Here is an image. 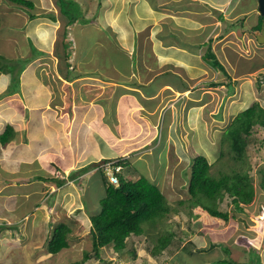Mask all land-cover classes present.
Listing matches in <instances>:
<instances>
[{
	"label": "rangeland",
	"instance_id": "374dc122",
	"mask_svg": "<svg viewBox=\"0 0 264 264\" xmlns=\"http://www.w3.org/2000/svg\"><path fill=\"white\" fill-rule=\"evenodd\" d=\"M29 1L34 3V10L28 12L44 14L49 19H56L53 12L48 10L51 4L58 7L57 0H51L50 6L47 5L50 0H45V2L44 0ZM146 1L148 7H146V12L143 11V14L144 17H149L146 18L147 23H144L140 14L135 12L136 7L142 6V3L133 4L135 0H66V4L63 3L62 7L66 9L70 3L71 10L74 9L72 7H77L79 12L83 13V17H77L75 19L77 22L66 34L62 29L63 23L59 22L53 31L52 47L60 49V44L69 43L70 53H75L79 44L85 51L96 42L95 38L100 41L104 34L110 36L109 40L113 39L122 47L125 46V49L127 47L129 54L133 52V55L127 62L118 48L111 49L110 46V50L108 49L107 52L97 56V58L102 56L106 60L101 62L102 67L96 71H104L105 75L109 74L112 78L116 68L118 69L117 65L125 67L130 64L133 67L131 68L132 73L130 72L128 77L133 80L134 77H138V70H135L138 62L135 56L137 50L141 52V57L145 54L152 57L149 55V50L154 49V42H157L155 38L161 39L163 42L165 40H170L173 43L178 41L181 44L186 42L185 40L192 31L195 33L198 31L201 36L210 37L211 42L213 41L211 47L214 51L225 53L229 59L226 63L222 58L224 55L219 54L218 56L224 65L226 63L225 69L231 77L230 81L234 82V93L223 98L228 92V88L224 84L228 81L227 77L221 70H213L203 64L199 56L195 57L196 60H190L193 64H188V66L193 65L194 68L199 66V63L203 64L205 72L203 74L197 72L199 75L197 77L189 74L192 79L185 80L179 74V72L184 74L182 69L175 70L179 77L170 73L159 77L167 67L165 68L161 64L157 67L153 66L152 58H150L148 61L151 63L148 65L146 80L155 78L156 82L143 87L138 84L135 87H141L135 90H126V98L129 99L128 108L124 101L116 103L118 106L125 107L123 115L116 116L115 121H112L109 109V116L102 120L98 117L101 114H106L102 107L91 109L88 111L87 117L81 115L80 112L76 115L73 108L78 111V105L67 100L69 99L68 95H66V99L60 93L68 91L67 84H63L65 68L62 61L65 57H62V59L52 60L53 63H48L54 68L53 70L49 66V69L40 68L38 77L42 82L57 88L54 90L57 98L51 106L57 111L52 110L49 113L47 111L45 120L41 117L43 114L40 115L38 110L32 114L33 108L27 103L33 101V94L28 95L22 90L21 83L27 82L24 80V74L26 77H29L30 74L27 70L28 64L23 61L15 62L3 59L4 57L0 55V74L5 75L8 78L5 80L9 82L4 93L0 94L1 102L5 96L17 95L21 98V103L17 104V107L15 106L17 115L10 114L11 111H5L4 114L10 119L6 120L0 116V134L7 126H11L13 129L8 144L0 145V170L9 176L25 174V176H15L14 181L4 185L1 182L0 172V264H70L80 261L84 253L91 249L88 212L99 211L98 205L103 195L100 173L97 170L92 173L90 168L94 169L95 163L101 159L108 158L115 162L119 157L129 161L126 168L133 167L138 172L135 175H125H129L128 177L132 180L143 176L155 185L171 207V212L166 214L162 221H157L153 228L145 226L146 234L139 242L130 244L132 246L134 244L133 248L130 246L121 253H116L112 246H109L101 250V259L85 264H213L226 257L247 263L245 256L247 251L243 250L250 246L259 248V257L261 263L264 264V189L258 184L260 174L257 173L258 169L264 170V141L258 143V140L264 137V131L261 128L252 131L245 150L246 166L249 167V170H246L249 171L251 181L256 187L255 198L251 205H241L243 211H237L225 194L223 200L217 203L218 210L228 212L229 215V220L223 228L210 229L204 233L196 231L190 236V241L184 240L174 253L169 256H159V260L148 254V248L145 245L151 246L152 243L146 242L147 234L160 235L164 227L169 230L177 228L176 223H180V228L185 230L187 223L195 226L202 221L197 218V206L193 205L191 208L187 206V171L195 155H202L207 159L208 163L212 165L210 174L215 177L230 173L232 168L239 165L232 159L228 146H222L221 137L223 136L224 141L225 128L246 106L257 101L264 108V44H258L254 40L255 35L247 31L240 36L238 29L230 27L231 29L228 30V24L236 21L239 17L237 7L247 11L249 17L258 15L257 0H233L232 4H229V9H227L225 0L216 4L215 6H220L225 14L214 13L218 17L212 15L213 18L210 19L225 18L226 20L217 21V23L215 21L211 29L208 28L209 24L205 27L206 23L201 16L203 14L201 10L197 15H200L198 19L204 23L196 26V29L193 28V24H190L194 10L183 12L179 7H189L191 1L188 3L179 1V5L176 6L172 4L173 0H167L169 1L168 5L162 10L168 12L169 15L171 13L175 23H179L174 26L178 30H174L176 32L173 31V34L168 33L170 30L165 33L167 27L170 28V26L162 24L164 20L160 21L162 20L160 16L153 17L151 15L153 14L151 12L156 10L154 5L157 3L162 6L161 1L163 0ZM204 1L208 4L203 8L204 15H207V8L211 7L212 0ZM116 2L120 6L118 9L113 8ZM8 5L10 7L17 6L11 5L7 0H0V17L2 19H7L9 16V12H6ZM17 10L19 12L15 13L20 17H25L28 14L21 8H17ZM209 10V14H212L211 9ZM15 13L11 16L15 17ZM84 13L86 14L84 15ZM186 19H190V22H186ZM108 20L109 25H107ZM196 21L198 22V20ZM31 22L37 23L38 19ZM250 22L254 21L245 20L244 26ZM155 24L158 27L157 30L153 28ZM157 33L160 36L156 35ZM197 39L192 38L190 44L193 46L196 43V47H192V52L195 53L199 50L198 53L201 55L208 44L203 42L200 45ZM31 49L33 57H36V54L44 55L46 50L38 51L33 45H31ZM132 49L136 51H132ZM69 50L66 51L67 55H69ZM49 52H51L49 55L52 54L56 57L54 54L57 53L56 50L54 53L51 50ZM80 56L81 54H78L76 60ZM108 62H110V71L103 68L104 64L109 65ZM254 62L255 64L260 63L256 70L253 67ZM94 63L96 67L100 64L98 61H94ZM70 68L72 69L71 66ZM85 70L93 72V68ZM31 71L30 76L34 71L37 73V68L32 66ZM20 72L23 73L20 75ZM47 76L53 79V83L46 82V79H49ZM18 79H22L19 85ZM257 81L260 83L257 84ZM163 82L167 85L162 84ZM181 83L188 91H178L175 85ZM159 87L160 89H158ZM168 88L170 90H167ZM41 94L38 93L37 97H40ZM3 103L14 105L7 99H4ZM63 103L65 105H62ZM33 115L34 117H32ZM92 131L98 132L100 137L97 135L92 137ZM103 136L111 143L105 144L102 140ZM254 138L257 142L253 141ZM220 151H222V156H220ZM90 153L95 155V158L83 160L77 165L78 168L66 172L61 168L54 169L55 162L69 165ZM65 165L61 166L65 167ZM53 169L54 171H52ZM121 171L124 172V169L121 168L118 173ZM51 172L64 181V184L59 182L62 186L50 189L54 191L50 194H44L38 183H25L28 175H39L49 179ZM68 172L73 177L78 175L77 178H74L77 180L70 179L67 175ZM79 175L81 176L79 177ZM180 201L183 203L178 204ZM41 202L42 204H40ZM35 204L40 212L33 211L29 218H23ZM62 221L69 224L72 229L68 238L69 247L57 254H50L47 251V241L56 224ZM258 237L263 238L262 245H257L254 242ZM194 241L195 243L198 241V243L195 245L192 243ZM217 243H223L229 249V255L225 254L222 248L216 245ZM132 249L135 251L133 258L128 252ZM191 251L198 253L191 256Z\"/></svg>",
	"mask_w": 264,
	"mask_h": 264
},
{
	"label": "trees",
	"instance_id": "16d2710c",
	"mask_svg": "<svg viewBox=\"0 0 264 264\" xmlns=\"http://www.w3.org/2000/svg\"><path fill=\"white\" fill-rule=\"evenodd\" d=\"M7 1L21 7L29 9L33 8L32 2L28 0ZM58 3L60 15L63 18V25L65 28L73 24L77 17H83L82 12L80 13L77 7H72L74 9L71 10L70 3L66 6V9L63 8L62 4H66V0H58ZM29 18L32 19L34 16L29 14ZM262 20H264V16L259 17L255 26L252 27V31L249 29V32L259 31ZM238 22L239 20L228 24V29H231L230 27H236L238 29V34L242 36L243 32L247 31V28L242 25L241 21ZM64 47L67 48L65 44ZM64 57L66 63L68 59L66 52ZM201 58L208 66L215 70H221L227 77L228 81L224 84L227 86L228 92L223 98L225 99L227 96L232 95L235 90L233 87L234 82L230 81L231 77L222 62L216 58L214 53H212L210 46H208L206 52ZM259 66L260 63L255 64L254 62V69L259 68ZM21 73L23 72H20V75ZM21 81L22 79H18V85ZM259 83L260 82L258 81V84ZM21 86L24 87V89L26 87L29 88L31 83L28 80L26 83L23 81ZM178 86L181 87V85ZM255 127H257V129H254ZM259 128L264 131V108L255 101L249 107L239 112L227 125L224 133L222 132L225 139L223 141V136L221 137L222 146H228L232 159L239 163L236 168L231 169L230 173H224L219 177L212 176L210 174V168L212 165L208 163L204 156L197 154L192 158L190 168L187 171V206H189V208L193 207V205L197 206V218L202 219V221L198 223L201 225L200 228L202 229H200V231L202 233L210 229L219 230L227 224L229 220L228 212L220 211L217 208V203L223 200L225 194L237 211H243L241 205L249 206L254 201L256 187L253 181H251L249 171H247L249 170V167L246 166L245 150L248 146V139L251 136L252 131L258 130ZM12 133V127L7 126L4 132L0 134V145L4 146L8 144ZM262 140L264 141V137L261 140H258V143ZM253 141L257 142L255 138ZM220 156H222V151H220ZM128 163L129 161L127 159L119 157L115 164L112 165L113 167L120 166L124 169V172L121 171L120 173L111 169L110 173L118 179V184L116 185L111 184V182L109 183L104 171L99 170L103 186V195L99 201L100 209L95 213L88 212L91 249L84 253L83 258L80 261L70 264H85L92 260H99L101 259V250L109 246H112V249L116 253H121V251L132 246L130 244H135L140 241L142 236L146 234V227L153 228L157 221H162L164 216L171 212V207L167 204L165 197L155 185L151 184L143 176H139L137 180H132L128 177L129 175H125H135L138 173L133 167L126 168ZM112 166L111 168H113ZM0 172L2 177L1 182L4 185L10 184L14 181L15 176L22 175L18 174L9 176L3 174L2 170H0ZM80 172L83 171L80 170ZM257 173L260 174L258 184L264 189V170L258 169ZM36 179L40 178L37 177ZM15 182L20 183L19 181ZM59 182L60 181H54L56 187H59ZM182 203V201L178 202V204ZM189 215H191L190 212ZM175 225L177 228H173L172 230L164 227V229L161 230L160 235L147 234L146 242L152 244L151 246L147 244L145 247L148 248V254L152 258L159 260V256L171 255L180 247L184 240L187 239V241H190V236L199 228L198 225L192 226L191 223L186 224L185 230L180 228V223H176ZM71 233L72 229L69 224L65 221L59 222L54 227L47 243L48 253L57 254L61 250L68 248V238ZM254 242L257 245H262L263 238L258 237ZM192 243L196 245L195 241ZM216 245L222 248V251L225 254L229 255V249L225 247L223 243H217ZM246 249L243 251H247L245 253L247 263H241L230 257H226L219 259L213 264H262L259 257V248L250 246ZM128 252L131 253L132 258L135 256V251L133 249L131 251L128 250ZM197 253V251L194 253L192 252L190 255L194 256L197 255Z\"/></svg>",
	"mask_w": 264,
	"mask_h": 264
},
{
	"label": "crops",
	"instance_id": "0c3cea01",
	"mask_svg": "<svg viewBox=\"0 0 264 264\" xmlns=\"http://www.w3.org/2000/svg\"><path fill=\"white\" fill-rule=\"evenodd\" d=\"M179 1H181L182 3H188V1H191V3H189L190 4L189 7L181 6L179 8L182 9L183 12H187L190 9L194 10V12L192 13V15H194V16H191V18H192L191 22H190V19H186V22L189 21L191 25L193 24L192 25L193 28L196 29L198 26H200L199 24H203L204 22L206 23V25H205V27H206L207 24L212 25L217 20V19H215V20L210 19V18H212V14H209V12H210L209 8H207L208 14L205 15L206 18L204 17L203 8L205 5H207V3L204 0H173L172 4L178 6ZM208 1H210V0H208ZM212 1H215L218 4H220L223 0H212ZM137 2L142 3V6H137L135 12L140 14L139 16L144 21V23H147L146 18H148L149 16L144 17V14H143V11L146 12V7H148L146 4L147 1L146 0H137ZM168 2L169 1H167V0L161 1V3L163 4L162 6H159V4L156 3L154 5L156 10L154 12H151V13H153L151 15L153 17H156V15L160 16V18L162 19L160 21L164 20V22H162V24H168L170 26V28L166 26L167 31H165V33H167L168 30H170L168 33L173 34L174 32H176L178 30V29H176V27L174 28V26L179 24V23H175L174 18L172 17L171 13L169 15L168 12H166L165 10H162V9L166 8V6L168 5ZM227 2L228 1L225 0V3H227ZM50 4L51 3H49L48 6H50ZM133 4H135V3L133 2ZM53 6H54V4H51L49 11L54 12L53 14L56 18L55 20L48 19L46 16H41V17L35 18V19H38L37 23H33V22H31L32 20H30L28 18V16L25 15V17H20L17 13H15V12H19V11L14 6H12V7L6 6V12L7 13L9 12V16L7 17V19L3 18L4 19L3 20L0 17V55L2 57H4L3 59H8L10 61L26 62V64H28L27 70H29L30 74L32 72L31 71L32 66H35V68H37V73L34 71L31 76L29 74V77H26L24 74V80H26V81L28 80L31 83V86L29 88L26 87L25 89H24V87H22V90H24V92L28 95L33 94V101L30 103H27L30 107L33 108V110H31L32 114L36 110H38L40 115H41V113L43 114V115H41V117L44 118L45 120H46L45 113H47V111H48V113L51 112L52 110L57 111L56 109H52V107H51L53 105V102L56 101V98H57V94L54 91L57 88L56 87H50V85H46L42 82V80L38 77L39 73H40V68L44 67L47 69L49 66V68L51 70H53L54 68H52L48 63H53L52 60H56L57 58L62 59V57H64L65 52L69 50V48H68L69 44H65L67 46V48H65L64 43L60 44L61 50L52 47V45H53L52 37H54L53 31L55 30V26H57L59 24V22H60V24L61 23L64 24L63 18L61 17L59 12L57 11L58 8L56 6H54V7ZM51 7H53V8H51ZM114 7L116 9H118L120 6L116 2L115 6H113V8ZM54 8H55V10H54ZM200 10L203 13L201 16L204 19V22L198 19V16H200V15H197V13L198 12L200 13L201 12ZM13 13H15V17L11 16ZM187 15H189V14L187 13ZM170 16L172 18L171 20H170ZM18 18H21V19H18ZM168 18H169V20H168ZM193 19L198 20V22L196 20H193ZM19 20H20V22H19ZM108 22H109V20L107 21V25L110 24V23L108 24ZM215 23H217V21ZM74 24H72V25H74ZM70 27H68V29ZM153 28L155 30H157L158 27H156V24H155V27L153 26ZM107 29L110 31L109 28H107ZM203 29L205 30V28H203ZM174 30H176V31H174ZM170 34H169V37L171 36ZM192 34L193 33L191 32V35L185 40L186 42L181 43V44L178 41H177L178 43L177 42L173 43L170 40H167V41L165 40L163 42L161 39L158 40L155 38V40L157 41L156 43L154 42L155 47L152 51L149 50V52H150L149 55L152 57H148V54H145L144 56L142 55V57H141V52L140 51L136 52V54H137L136 56L139 58L138 59L139 62H137L138 65L135 69V70H138V77H134L133 80H131L128 77V74L131 72V68L133 67L130 64L125 66V67H120L117 65L118 69L116 68L112 78H110L109 74L105 75L104 71H96V69H99L102 67L101 62L106 60L102 56L98 57V58H97V56L102 55L103 53L107 52L108 49L110 50V46L112 47L111 49L118 48L120 50L124 60L129 62L131 55H133V52L129 54L127 47L125 49L124 48L125 46L122 47V45L120 43H117L113 39L109 40L110 36H107L105 34L102 37V40H100V41H99V39L95 38L96 42L94 44H91L89 46V48L86 49L85 51L79 44L76 47L78 50L75 53H72V52L70 53V50H69V52H68L69 55H68V59H67L66 63H65V60L62 61L63 67L65 68V72H63V78H64L63 84L64 85L67 84L66 88H68V91H67V93L61 91L60 92L61 96H63V98H66V95H68L69 99H67V98L66 99L70 100L72 103H75L76 105H78V111L76 110V108L72 107L73 110L75 109L76 115H78L80 112L81 115H84L87 117L88 111H90L91 109L102 107L103 110L106 112V114L105 115L101 114L98 117L102 120L107 118L109 116L108 110L110 109L111 120L115 121L114 118L116 116H121L125 112V110L123 111V108L125 109V107L123 105L118 106V105H116V103H121L124 101L126 103V108H128L129 99L126 98L127 97V94H125L126 90H135L141 86L143 87V86L152 85L155 82V78H154V80L153 79L152 80H146V78H147L146 73L148 71V65H150L151 62L153 64V66H155V67H157L159 64H161L162 66L164 65L165 68L167 67L166 70L162 73L175 74V76H177V77H179V76L177 75L178 73L175 70L182 69L184 71V74H182L181 72H179V74L184 77V80L185 79H192V77H190L189 74L191 76L197 77V76H199V75H197V72H201V74H203V72H205V69H204L205 67L200 65V63L198 64L199 66H195L194 68H193V65L188 66V64H191V63L193 64V62H192L193 59L195 57H197L196 56L197 53L196 52L194 53V51L192 52V47H196V43L193 44V46H191V44H190L192 41L191 39L192 38L197 39V36L200 35V33L198 31H196V33L194 35H192ZM156 35L160 36L159 33H157ZM203 37H205V36H203ZM197 40L199 41L200 45H202L204 42L205 44H208V46H209L213 42V41L211 42L210 37H208V36H206L205 38L202 39L201 35L198 37ZM199 44H198V46H200ZM31 45H33L36 50L41 51V52H44V50L46 49L44 52V55L36 54L37 56L35 55L36 57H33ZM95 47H97V48H95ZM94 48H95V50H97L96 52H95ZM92 49L94 51L93 54H92ZM133 49H132V51H136ZM50 50L53 53L55 50L57 51V53H54L56 55V57L53 56L52 54L49 55V53H51V52H49ZM204 51L206 52V49ZM192 53H194V54H192ZM219 53H220V51H219ZM78 54H81V56H80V58H78V60H76V56ZM73 55H74V57L72 58ZM29 56H30V58H29ZM150 58H152V61L149 63L148 59L150 60ZM222 58L226 63L229 60L227 58V56H222ZM190 60H192V61H190ZM94 61H98V62H100V64L96 67ZM187 61H190V62L186 63ZM57 62H58V60H57ZM221 62L223 63V61H221ZM183 63H185V64H183ZM226 63H225V65H226ZM108 64L109 65L104 64L103 68L107 71H110V62H108ZM225 65L223 63L224 67H225ZM70 66L72 67V69L70 68ZM86 68H93V72H89V71L85 70ZM161 74L159 75V77L161 76ZM5 79H8V78L5 75L0 74V94L1 93L3 94L5 89H6V86L9 85V82L6 81ZM149 79H151V78H149ZM140 81H142V82H140ZM46 82H48V84H49V82L53 83V79L50 77L48 80L46 79ZM138 84H141V86L135 87V85H138ZM162 84L167 85V83H165V82H163ZM181 84H179V85H181V87L178 85H175V87L178 89V91H180V92L187 91L186 87L185 86L183 87V83H181ZM132 86H134V87L130 88ZM96 87H97V89H96ZM160 87L158 89H160ZM167 90H170V88H168ZM38 93H42L40 95V97H37ZM40 98H41V100H39ZM4 99H7V101H11L12 104H14V105H8L6 103H3ZM20 99L21 98H19L17 95L9 96V97L5 96L2 99V102L0 99V114H1L0 116L4 117L6 120L10 119L9 116L4 114L5 111H11V112H9L10 114L13 113V114L17 115L18 113H16L17 110H16L15 106L17 107V104L21 103ZM35 105H37V106L33 107ZM62 105H65V103H63ZM12 106H14V107H12ZM80 106H82V107L79 108ZM54 107L56 108L57 106H54ZM32 117H34V115ZM27 120H28V117H27ZM89 123H90V121L88 122V124ZM87 133H88V129H87ZM134 133H136V130H134ZM91 135H92V137L94 135H97L100 137V135L96 131H92ZM102 140L105 142V144L110 142V140L106 139L105 137ZM92 157L95 158V155L90 153L83 158L81 157L79 160H75V162H73L69 165H65L62 162H60V163L55 162L56 166H54V169L59 170V168H61V169H63L64 172H66V171H69L71 169L78 168L77 165L79 163H81L85 159L92 158ZM104 159H108V158H104ZM62 164L65 165V167L61 166ZM54 169L52 171H54ZM67 175H69V172ZM20 176H25V174H22ZM80 176L81 175H79V177ZM50 187H52V185H50ZM51 189H53V187ZM33 211L40 212L38 210V207L36 204L34 206H32L31 210L29 209V212L26 215H24L23 218H25V217L29 218ZM197 225L199 227H201V225H199V224H197ZM197 231H200V229H198ZM197 243H198V241H196V244ZM197 246H200V245H197Z\"/></svg>",
	"mask_w": 264,
	"mask_h": 264
},
{
	"label": "clouds",
	"instance_id": "9594fccd",
	"mask_svg": "<svg viewBox=\"0 0 264 264\" xmlns=\"http://www.w3.org/2000/svg\"><path fill=\"white\" fill-rule=\"evenodd\" d=\"M29 1V0H28ZM155 0H153V2H154ZM226 1H228L226 4V6L228 7L227 9H229V6L232 4L231 3V1H233V0H226ZM31 2V1H30ZM44 2H45V0H44ZM137 2V0H135V2L134 3H136ZM49 3H52L51 2V0L50 1H48V4ZM57 3H58V0H57ZM32 4H33V8L32 9H29V8H26V7H21V6H19V5H17L16 6V8H21V9H23V10H25L26 12H28V11H31V10H34V3L32 2ZM45 4V3H44ZM47 4V5H48ZM216 4H218L217 2H215V1H212V4H210V6L211 7H209V9H211V11H212V15H214L215 17H218V16H216L214 13H218V12H222V13H224L223 11H222V9H221V7L220 6H215ZM230 4V5H229ZM258 4V3H257ZM11 5H14V4H12L11 3ZM58 5V7H59V3L57 4ZM208 5V4H207ZM8 6H10V5H8ZM19 6V7H18ZM57 7V8H58ZM49 11V10H48ZM58 12H59V14H60V10H59V8H58V10H57ZM50 12H52V11H50ZM54 13V12H53ZM29 14H32L33 16H34V18H32V19H30L29 18ZM83 14V13H82ZM84 14H86V13H84ZM225 14V13H224ZM237 15H239V17L236 19V21L237 20H239V22L241 21L242 22V25L244 26V23H245V20L246 21H254V22H250L248 25H246L245 24V26L244 27H246L247 29V32H249L250 30L252 31V27L253 26H255V24L257 23V21H258V19H259V17L260 16H264V15H261V12L259 11V9H258V15L256 16V17H253L252 15L249 17V14L247 13V11H245V10H242V9H239L238 7H237ZM27 16H28V18L30 19V20H33V19H35V18H38V17H41V16H44V14H37V13H31V12H28V14H27ZM204 17L206 18V16L204 15ZM212 18H213V16H212ZM49 19V18H48ZM213 20H215V19H213ZM226 19L225 18H218L216 21H218V22H221V21H225ZM77 21H75L74 23H76ZM233 22H235V21H233ZM238 22V23H239ZM73 23V24H74ZM232 23V22H231ZM262 24L264 25V20H262V22H261V26H262ZM72 25V24H71ZM71 25H69V26H67L66 28L64 27V25H62V29L64 30V34H66L67 32H69L70 31V29H71ZM68 27H70L69 29H68ZM211 27H212V25H208V28L209 29H211ZM249 27V28H248ZM66 29V32H65V29ZM236 28V27H235ZM237 29V28H236ZM250 29V30H249ZM230 30V29H229ZM246 32V31H245ZM192 33H195V32H193L192 31ZM244 33V32H243ZM249 33H251V34H253V35H255V41L258 43V44H264V42L263 43H259L258 41H257V36L258 35H260L261 34V27H260V30L259 31H253V32H249ZM203 37V36H202ZM203 39V38H202ZM66 44H69V43H66ZM210 46V48H211V50H212V53H214L215 54V56H216V58H218V56H219V54H222V55H224V56H226V54L225 53H223V52H220V53H218V52H216V51H214L213 50V48L211 47L212 45L210 44L209 45ZM208 47V46H207ZM207 49V48H206ZM139 50H137V52H138ZM198 51L199 50H197V57L199 56V59L201 60V62L203 63V64H206L203 60H202V56L204 55V53H205V51H204V53L203 54H201L200 55V53H198ZM136 56V55H135ZM137 57V56H136ZM139 58L137 57V60H138ZM219 59V58H218ZM193 60H196V58H194ZM139 62V61H138ZM203 64H202V66H203ZM137 65H138V63H137ZM207 65V64H206ZM208 66V65H207ZM135 67V66H134ZM137 67V66H136ZM208 67H210V66H208ZM212 67H210V69H211ZM213 69V68H212ZM214 70V69H213ZM256 70V69H255ZM165 73H162L161 75H164ZM244 74V73H243ZM242 74V75H243ZM173 75H175V74H173ZM155 82H156V80H155ZM155 82H154V84H155ZM212 84H214V83H212ZM257 84H258V81H257ZM150 86V85H149ZM187 91H188V89H186ZM252 104V103H251ZM250 104V105H251ZM249 105V106H250ZM249 106H246V108L247 107H249ZM245 108V109H246ZM243 111V110H242ZM238 114V113H237ZM4 132V131H3ZM116 162V161H115ZM115 162L114 161H111L110 162V159H102L101 161H98L97 163H95V168L94 169H91L90 168V171H92V173L95 171V170H97V171H99V170H102V171H105V174H106V176H107V180L109 181V183L111 182V184H113V185H116V177H114V175H111L110 176V171H111V169H114V171L115 172H119V170L121 169V167L120 166H115V167H113L112 165H114L115 164ZM103 163H111V166L113 167V168H110V170L109 169H104L101 165L103 164ZM117 167H119V170L118 171H116L115 170V168H117ZM83 169V168H82ZM69 177H70V179H72V180H76V179H74V178H77L78 177V175L76 176V177H73V176H71V174H69L68 175ZM40 178V179H36V178ZM49 179H47V178H44V177H42V176H39V175H37V176H31V175H28L27 176V181L25 182V183H32V182H34L33 184H36V183H38V185H39V187H40V189L44 192V194H50V192H54V191H51L52 189V187H53V189H57V188H59V187H61L63 184H64V181H62L61 179H59V177H57L56 175H53V173L51 172L50 174H49ZM111 178L113 179V180H111ZM115 180V181H114ZM54 181H60V182H62V185L60 186L59 185V187H56V185H55V183H54ZM50 185H52V187H50ZM103 187V186H102ZM51 189V190H50ZM40 204H42V203H40ZM38 207V206H37ZM58 224V223H57ZM56 224V225H57ZM53 231V230H52ZM49 234H50V232H49ZM49 241V240H48ZM48 241H47V243H48ZM59 253V252H58Z\"/></svg>",
	"mask_w": 264,
	"mask_h": 264
},
{
	"label": "water",
	"instance_id": "95a60500",
	"mask_svg": "<svg viewBox=\"0 0 264 264\" xmlns=\"http://www.w3.org/2000/svg\"><path fill=\"white\" fill-rule=\"evenodd\" d=\"M258 9L261 12V15H264V0H257ZM257 41L259 43L264 42V25L261 26V34L257 36Z\"/></svg>",
	"mask_w": 264,
	"mask_h": 264
},
{
	"label": "built area",
	"instance_id": "2783aa9c",
	"mask_svg": "<svg viewBox=\"0 0 264 264\" xmlns=\"http://www.w3.org/2000/svg\"><path fill=\"white\" fill-rule=\"evenodd\" d=\"M101 166H102L104 169H109V170H110V168H111V163H103ZM115 170L118 171V170H119V167L115 168ZM111 180H113V179L111 178ZM114 181H115V180H114Z\"/></svg>",
	"mask_w": 264,
	"mask_h": 264
},
{
	"label": "bare ground",
	"instance_id": "6f19581e",
	"mask_svg": "<svg viewBox=\"0 0 264 264\" xmlns=\"http://www.w3.org/2000/svg\"><path fill=\"white\" fill-rule=\"evenodd\" d=\"M148 127V126H147ZM146 128V127H145ZM148 129V128H147ZM149 130H150V128H149ZM145 131H146V129H145ZM151 135V134H150ZM149 136V135H148ZM116 184H118V179L116 178ZM99 206V205H98ZM99 208H100V206H99Z\"/></svg>",
	"mask_w": 264,
	"mask_h": 264
}]
</instances>
